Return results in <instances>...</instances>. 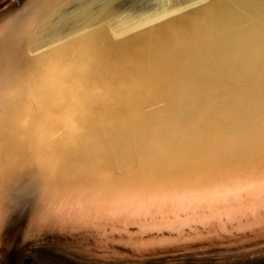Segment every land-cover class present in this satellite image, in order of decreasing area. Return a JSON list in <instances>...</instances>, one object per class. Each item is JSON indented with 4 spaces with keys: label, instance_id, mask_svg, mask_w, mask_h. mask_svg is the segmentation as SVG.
<instances>
[{
    "label": "bare ground",
    "instance_id": "1",
    "mask_svg": "<svg viewBox=\"0 0 264 264\" xmlns=\"http://www.w3.org/2000/svg\"><path fill=\"white\" fill-rule=\"evenodd\" d=\"M100 2L0 0V82L13 73L0 100V154L13 132L27 152L4 151L0 161V264L25 241L41 264H233L261 257L264 163L205 160L202 168L144 183L100 170L81 177V186L76 168L50 173L62 157L52 153L59 143L47 134L68 128L50 118L61 117L88 77L112 72L113 47L121 44L107 28L115 20L86 25Z\"/></svg>",
    "mask_w": 264,
    "mask_h": 264
},
{
    "label": "water",
    "instance_id": "2",
    "mask_svg": "<svg viewBox=\"0 0 264 264\" xmlns=\"http://www.w3.org/2000/svg\"><path fill=\"white\" fill-rule=\"evenodd\" d=\"M92 14L87 26L122 23L107 27L121 39L113 48L122 51L114 50L112 72L88 77L66 99L61 117L50 118L68 127L47 134L59 143L52 153L62 157L51 174H74L76 168L81 186V177L107 170L115 179L144 183L202 168L205 160L264 163V0H101ZM7 46L12 49V42ZM11 76L1 78L0 100ZM10 137L4 151L25 156L26 142L15 132ZM4 151L0 161L8 157ZM32 244L20 243L8 264L25 257L41 264ZM263 255L232 261L264 264Z\"/></svg>",
    "mask_w": 264,
    "mask_h": 264
},
{
    "label": "rangeland",
    "instance_id": "3",
    "mask_svg": "<svg viewBox=\"0 0 264 264\" xmlns=\"http://www.w3.org/2000/svg\"><path fill=\"white\" fill-rule=\"evenodd\" d=\"M21 264H36V263H35V262L33 261V259H31L30 257H25V258L22 260Z\"/></svg>",
    "mask_w": 264,
    "mask_h": 264
},
{
    "label": "snow or ice",
    "instance_id": "4",
    "mask_svg": "<svg viewBox=\"0 0 264 264\" xmlns=\"http://www.w3.org/2000/svg\"><path fill=\"white\" fill-rule=\"evenodd\" d=\"M261 183L264 184V179H262Z\"/></svg>",
    "mask_w": 264,
    "mask_h": 264
}]
</instances>
